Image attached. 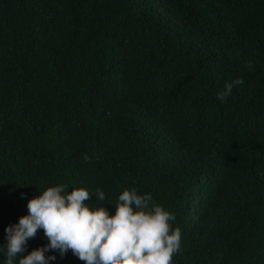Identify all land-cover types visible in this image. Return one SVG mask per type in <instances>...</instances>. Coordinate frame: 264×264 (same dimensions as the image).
I'll return each mask as SVG.
<instances>
[{
	"label": "trees",
	"instance_id": "16d2710c",
	"mask_svg": "<svg viewBox=\"0 0 264 264\" xmlns=\"http://www.w3.org/2000/svg\"><path fill=\"white\" fill-rule=\"evenodd\" d=\"M60 184L151 194L172 264H264V0H0V246Z\"/></svg>",
	"mask_w": 264,
	"mask_h": 264
},
{
	"label": "clouds",
	"instance_id": "9594fccd",
	"mask_svg": "<svg viewBox=\"0 0 264 264\" xmlns=\"http://www.w3.org/2000/svg\"><path fill=\"white\" fill-rule=\"evenodd\" d=\"M241 78L226 82L217 93L224 102ZM88 157L85 156V160ZM66 184L47 187L28 200V214L18 223L5 228V264H49L56 256L45 253L69 250L84 264H172L181 250V229L173 228L175 216L153 202L151 194L140 195L135 189H125L114 204L115 214L100 206L106 201L103 191L89 192ZM95 195L97 206L85 201ZM43 230L48 243L27 255V243Z\"/></svg>",
	"mask_w": 264,
	"mask_h": 264
}]
</instances>
